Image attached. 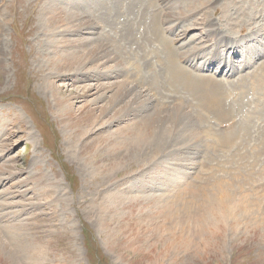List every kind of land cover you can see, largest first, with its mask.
Wrapping results in <instances>:
<instances>
[{
	"label": "rangeland",
	"instance_id": "obj_1",
	"mask_svg": "<svg viewBox=\"0 0 264 264\" xmlns=\"http://www.w3.org/2000/svg\"><path fill=\"white\" fill-rule=\"evenodd\" d=\"M160 1L165 3L167 8L169 7L170 13H173L171 19L174 20L164 23H168L166 27L170 26L174 29V34L168 33L167 35L173 39L179 37L181 41L185 40L188 44L179 43L178 46L182 50L185 46H188V49L194 47L201 49L204 46L206 49L203 50V54L210 57V53L217 47L218 42L224 40L227 42L217 60L220 63H214L211 68L210 66L207 68L210 64L206 63L205 69L195 71V75L187 79L188 83L194 82V84L175 88L172 86L173 82L168 71L172 72L173 61L168 62L170 49L164 38L165 35L161 36L159 22L157 21L155 25L156 20H153L155 17L150 19L146 16L147 20L145 17L141 19V14L138 13L139 6L144 7L147 4H150L149 10L143 11L144 14L151 13V11L152 14L156 13L158 9L160 10L158 0L157 2L156 0H125V2L124 0L122 2L121 0H0V234L12 248L20 245L18 249L22 252L26 251V247L28 249L32 245L35 246V250L39 253L40 264H264V156L261 158L241 157L235 155V148L219 146L214 151L211 146L205 144L206 140L213 142L215 136L233 128V130L243 131L242 133L240 130L237 136L244 135V130L250 131H247L252 135L251 139L249 138L251 141L249 146L262 145L259 142H262L261 139L264 137V96L262 94L253 97L249 91V94L246 93L247 95L243 94L239 97L236 90L242 88L243 84L240 82L243 76L248 75L264 62V47L261 44L264 42V35L260 32L261 29L264 30V0ZM61 6L65 9L64 13L58 8ZM122 11L126 13L128 11V13L125 14ZM163 12L161 16L165 18ZM180 14L183 17L177 22L176 18H179ZM86 18H89V23L93 21L96 29L81 28L80 31H75L80 23L86 26ZM164 18L162 17L163 20ZM145 21L149 24L146 25ZM210 22L214 24L215 30L208 32L210 26L207 24ZM125 23L129 24L128 30H125ZM147 31L149 33L145 34ZM162 31L166 32L163 29ZM132 32L138 34V37ZM100 33H102L100 37L102 42L107 41V44H103L109 50L107 51L108 57L111 58L114 55L115 49L120 54L122 53V56H125L124 52L130 51L129 58L132 59L134 55L142 58L139 65L142 69L143 81L135 85L136 92H144L150 88V93L157 94L156 103L153 107H148L144 115L155 113L162 103L167 106V110H170L168 107L182 102L183 107L188 110L186 113L189 115L174 117V124L181 125L183 128L184 139L182 141L173 140L169 144V159L166 162L169 163V167L177 169L176 172H181L180 174L184 176L179 178L182 184L189 178L190 182L187 184L189 187L200 188V192L211 191L213 193L222 180L234 183L235 176L238 175L240 178L239 175H241L238 182L243 183L242 181L249 175L248 171H252L250 172L253 173L251 177H254L255 181H252L249 186L246 184L243 189H247L245 191L247 195L255 199L256 206H253L254 209L249 212V216L246 214L247 216L243 218L244 222H247L246 225L251 224L252 231L240 235L241 239L245 240L243 246L232 248L229 240L220 242L223 236L219 235L217 239L219 244L211 240L207 241L208 244L215 245L214 249H212L213 246L209 248V254L202 252L200 254L198 251L188 254L181 251L177 252L179 253L177 256L167 257L162 254L167 249L166 242H162L155 234H150L152 231L145 232L142 228L141 230L133 222L134 217L140 216V213L136 211V205L134 203L130 205L128 201L136 194L138 185L146 184L143 187L151 189L157 184L165 186L170 180L168 181L162 170V165L152 170L147 164L143 169L137 164H129L125 172L121 170L113 176H107L102 172L106 162L109 161L107 159L102 161L103 153L107 157L106 149L109 148L106 139L122 141L123 137L121 138L120 134L115 132L121 126L133 122L125 120V123H122L123 120L117 119V122L109 124L107 117L102 115L103 107L107 102L102 100V96H98L97 93H102L103 88L108 84L115 86L124 80L123 76H118L116 78L119 79L115 80V74H112L114 72L104 68V66H111L112 61H102L99 58L96 62L98 64L96 71L102 77L95 76L96 72L92 71V64H83L81 68H77L73 63V55L77 54L75 60H80L89 51V46L85 42L81 43L82 39H94L92 37H98ZM216 33L218 34L217 40L215 39ZM103 34L105 35L104 41ZM214 39L215 43H213ZM99 41L102 43L101 40ZM114 41L118 42L119 50L110 46ZM236 41L240 42L237 47L240 50L238 56L233 54L234 50L231 46ZM151 42L152 51L157 48L155 53L150 51ZM259 47L263 49L261 53ZM131 48H136L137 51L132 49L133 52H131ZM143 48H146V52L142 50ZM245 48L248 54L244 52ZM99 49L101 51V47ZM172 49L173 60L180 62L174 56L175 49ZM147 52H150L151 56L146 59L145 55H142L148 54ZM231 59L235 61L234 68ZM201 61L199 60L198 64ZM68 63H70L69 68ZM189 63L192 64V62ZM189 63H184V66L190 69L189 73H192ZM225 63L230 64L231 67L225 66ZM220 70L222 72L219 74ZM106 71L107 74H105ZM104 74L114 77L106 78ZM223 82L226 83L224 87H222ZM154 87L157 88L154 90ZM199 91L213 92L218 98L226 97L228 102L226 108L229 107L234 119L227 122L221 121L220 118V122L212 115L206 114L205 108L200 105L197 95ZM132 96H124L122 105ZM57 97L62 98L64 103L68 102L70 108L73 107L74 114L70 116L71 121L76 120L82 109L94 110L95 115L92 121L77 127L78 138L71 136L76 130L69 129L68 116L63 113L62 106L61 110L59 109ZM123 109L126 107L124 106ZM251 110L254 113L249 117L247 112ZM208 130L211 135L204 137V141L197 140L192 135L197 132V134L202 132L206 134ZM201 136L203 138V135ZM254 137L257 143L253 140ZM135 140L134 138L133 142ZM184 141L186 143L183 149ZM82 143L86 144L83 145L90 148L92 153L89 151L90 154L81 155ZM259 150L264 151V146ZM156 152H161V149L157 147ZM84 158L96 161L101 169L97 168L94 172L93 167L90 169V165ZM183 170L188 172L187 177ZM151 177L154 180H151ZM144 181L148 183H142ZM192 182L197 187L191 185ZM238 190L241 191L240 187L237 188V192ZM112 196L119 197V199L124 196L126 201L121 204L116 200V207ZM101 203L104 207L109 206L116 212L106 213L102 210ZM245 210L247 212V209ZM146 225L148 226L147 223L144 226ZM245 235L250 238L247 239ZM224 237L226 239L229 236ZM199 241L204 242L202 239ZM18 251L12 250V254L16 255L12 257L16 260L25 255V253L19 254Z\"/></svg>",
	"mask_w": 264,
	"mask_h": 264
},
{
	"label": "bare ground",
	"instance_id": "obj_2",
	"mask_svg": "<svg viewBox=\"0 0 264 264\" xmlns=\"http://www.w3.org/2000/svg\"><path fill=\"white\" fill-rule=\"evenodd\" d=\"M121 2H122V0H121ZM124 2H125V0H124ZM126 3H128V2H126ZM130 4H132V3H130ZM149 6H150V4H147V6H144V7L139 6L140 8H138L139 9L138 13L141 14V19L145 17V19L147 20L148 18L153 19L155 17L153 20H156V22H154L155 25H156L157 21L158 22L160 21V14H162V12L164 11L163 12V14H165V18L163 20L164 22H168V21L174 20V19H171V15L173 13L169 12V10H168L169 7L167 8L166 4H165V6H161L162 9L160 7V10L158 9V11L156 13H154V14H152V11H151V13L146 12L144 14L143 11L149 10L148 9ZM75 7H77V6L75 5ZM58 8L64 13L65 9L63 8V6L58 7ZM134 8H136V7H134ZM73 11H74V9H73ZM74 13H75V11H74ZM116 13H118V12H116ZM122 13L127 14L128 11H127V13H126V11H122ZM182 14H184V13H182ZM182 14L179 15V18L178 17L176 18L177 22H179L181 17H183ZM85 16H84V18H85ZM146 16H148V18H146ZM65 17H66V15H65ZM68 18H66V19H68ZM84 18H82V19H84ZM58 19H61V18H58ZM72 19H73V17H72ZM83 21H85V20H83ZM135 21L137 22V20H135ZM66 22L68 24H71L70 21L68 22L66 20ZM89 22H90L89 18L88 19L86 18V26H83L80 23L79 27H76V29L74 28L75 31H80L81 28H85L86 30H90L91 28L92 29H96V26L94 25L93 21H92V23H89ZM122 22H123V20H122ZM88 23H89V25H88ZM145 24L147 25L149 23L147 21H145ZM124 25L126 26L125 30H128L129 29V24L125 23ZM207 25L210 26L209 31L207 30L208 32H211V31L215 30L214 24L212 22L208 23ZM162 29L165 30L166 32L163 33ZM171 30L174 31V29L172 27H170V26L169 27H166V26L165 27H163V26L159 27V31H161L160 33L162 34L161 36L165 35L164 38H165V40H166V42H167V44L169 46V49H170V54L168 56L170 58H169L168 62L173 61L172 72L171 71H168V72L170 74V79L173 82L171 84H172V86H174V88L177 87V86H179V87L180 86H184L185 87V86H188L190 84H194V82L188 83L187 79L190 76L195 75V73H196L195 71L196 70L192 71V73H189L190 71L185 68L186 66L183 67L180 64L181 59L183 58L185 60V62H188V63L191 60H197L199 58V53L201 52L203 54L205 49H206V47L203 46V47H201V49H199L200 47L199 48L198 47H194V48H191V49H187L186 52H182V53H180V50L178 49V52H177V50L174 47L175 40L172 37H170L169 35H167ZM260 32H261L262 35H264V30L263 29H261ZM93 33H94V30H93ZM125 33H127V32H125ZM148 33L149 32L147 31V33H145V34H148ZM77 34H78V32H77ZM101 34L102 33H100V35H98V37H94L93 36L92 38H94V39H91V38H89L88 40H87V38H86V40L82 39L83 41L81 43L83 44L85 42V44L89 46V51L80 60H75V57H76L77 54L73 55L72 56V60H74L73 63L75 64V66L77 68H81V66L83 64H92L91 65L92 69H93L92 71H94V73L96 72L95 76L99 77L101 75H99V73L96 71V68L98 67V64H96V62L99 61V58L102 61H104V60L109 61V62L112 61L114 63V64L112 63L113 65L111 64V66L110 65L109 66H104V68H108V70H112L114 72L112 74H115L114 75L115 78L118 77V76H123L124 80L120 81L115 86H109V84H108V86H105L103 88L104 91L102 93L101 92L97 93L98 96H102V100H105L107 102L105 104V106L103 107L102 115H103V117H107L109 124L117 122L118 121L117 119H120V121L123 120L122 123H125V120H129V121L133 122L132 124L121 126L119 128V130H117V132H115L116 134H120L121 138L123 137L122 141H116V139L113 141L111 138H107L106 139V141L109 143V148L106 149L107 157L103 153L102 161H104L106 159H107V161L108 160L109 161L106 162L107 164L105 165V167L103 166L104 168L102 169V172L106 173L107 176H113V174L114 173H118V171L123 170L125 172L126 168L129 167V164L130 165L137 164V166H139V168H142V169L145 168V165L147 164L148 167H150V169L152 168V170L156 169L157 166L162 165V170L166 174V177H167L168 181L170 180V182L167 185H165V186H160L159 184H157L154 187H152L151 189L150 188L147 189V188L143 187V185H146V184H141L139 182L140 184L138 185V188L136 189V194L134 195L133 198H131L130 201H128V203L130 205L134 203V205H136L135 206L136 211L138 210L139 213H140V216L134 217V219H133L134 221L133 222H135L136 226L138 225L140 227V229L141 228L144 229L145 232L152 231V233H150V234H155L159 239L162 240V242L163 241L166 242L167 249H166L165 253H162V254H165L167 257L177 256V254H179L177 252H181V251H184V252H186L188 254L190 252L194 253V251H198L199 253L202 252L204 254H209V252H208V250H210L209 248H211V246H213L212 249H214L215 245L208 244L207 241L211 240L213 243L217 244L218 243L217 239H218V237H220L219 235L223 236L222 239L219 240V241L221 242V241L229 240L230 241L229 242L230 246L232 248H237V246H239V247L243 246L244 243H245V240L241 239L240 235L245 234V232H247V233L252 232L251 231V226H250L251 224L250 225H246L247 222L245 223L243 218H244V216H247V215L249 216L250 215L249 212H252L254 207L256 206L255 205L256 203L254 204V200L255 199H253L251 196H249V194L247 195V193L245 192L247 189L246 190L243 189L246 184L249 186V184H251L252 181L253 182L255 181L254 177H251V175L253 173H250V172H252V171H248L249 175L247 176V178L245 177L246 179L244 178L245 180H243V181L240 180L243 183H239L238 182L239 181L238 179L241 178V175H239L240 178L238 177V175H237L238 178L235 176L234 183H231L232 181L229 182L228 180L224 181V180L221 179L222 181L218 184L219 186H217V189L213 193L211 191L200 192V188L196 189V188H193V187H189V185H187L190 182L189 178L184 184H182V182L179 179L180 176H182L180 174L181 172L177 171L178 172L177 173L176 172L177 169L175 170V169L169 167V163H166V162L169 159V152H168V148L170 147L169 144L173 140L182 141L184 139V136L182 134L183 128H182L181 125L174 124V121H175L174 117H181L182 115L184 116L185 114H188V113H186L188 110L185 107H183L184 105L182 104V102H180V103L178 102V105L175 104L172 107H168V108H170V110L169 109L167 110V106H165V104L162 103V105L158 104L159 107H158V109H156L155 113L144 115L145 112L150 107H153L154 103H156L155 97H156L157 94L156 95L152 94L154 92L150 93V91H149L150 88H149V90L147 88L146 91H144V92L143 91L142 92H136L137 91L136 90L137 89L136 88V86H137L136 84H139L140 82L143 81L142 69H141V66L139 65V61L142 60V58L141 57L138 58V55H134V57L131 59V58L128 57V54H131L130 51L126 50L127 52H124L125 54H123L125 56H122L121 55L122 53L120 54L119 51H116L115 49L113 51L115 56L112 55L111 58L108 57L107 51H109V50H107L106 46L103 44V43H106L107 41L105 40L106 42H102V39H100ZM133 34H136V33H133ZM142 34H143V32H142ZM89 35L91 36L92 34H89ZM136 36L138 37V34H136ZM125 38H127V37H125ZM128 38H129V36H128ZM146 38H147V36H146ZM104 39H105V35L103 34V41H104ZM149 39H151V38H149ZM215 39L216 40L218 39V34L217 33L215 34ZM99 40H101L102 43H100ZM134 40H131V41H134ZM162 40H164V39H162ZM165 40H164V43H166ZM216 40L213 43H215ZM149 41H151V40H149ZM147 42H148V40H147ZM117 43H118L117 41H114L113 45H110V46H114V48L118 49ZM149 44L150 43H148V45ZM239 44H240V42L236 41V42H234L231 45V46H233L232 49L234 50L233 54H235V56L236 55L238 56V53L240 52L239 48H237ZM261 44H263L262 46L264 47V42H262ZM151 45H152V42L150 44V48H151L150 51L153 50V46H151ZM226 45H227L226 40L218 42L217 47H215L213 49V51L210 53V57H208L210 59V61L208 60V63L209 62H213L214 60H218L220 58L219 56H220V54L222 52V48L224 46H226ZM145 46H147V45H145ZM98 47L99 48L101 47V51H100V49ZM155 48H156V46H155ZM172 48L175 49V52H174L175 58H178L180 62H175L173 60V49ZM132 49L133 48H131L130 50H132ZM263 49H261V47H259L260 53L262 52ZM133 50L135 52L137 51L136 48L133 49ZM133 50L131 52H133ZM142 50L144 52H146V48L145 49L143 48ZM156 51H157V48H156L155 51H152V53H155ZM120 52H122V51L120 50ZM244 52H246V54H248L247 49ZM147 53L148 54H146V53L145 54L141 53V54H143L142 56L145 55V58L147 59V58H149L151 56L150 52H147ZM132 55H133V53H132ZM233 59H231V61H232V64H233L232 67L234 68V62L235 61ZM150 60H151V58H150ZM125 61H127L128 63L127 62L124 63ZM151 62H149V63H151ZM69 64L70 63H68V68L70 67ZM224 65L228 66V67H231V65L228 64V63H225ZM204 66H206V64H204V62H203V67H202L203 69H205ZM209 66H207V68H209ZM166 68L168 70H170L168 67H166ZM233 68H232V72L234 73V69ZM203 69H200L199 71H201ZM229 72H231V71H229ZM107 73L108 72L106 71L105 74H107ZM105 74H104V76H105ZM114 76L113 75H109V76H105V77L106 78H112ZM89 77H93V75H89ZM131 78H133V79H131ZM241 78L242 77H240V79ZM118 79L119 78H116L115 80H118ZM241 80L242 81L240 83L243 84V85H241L242 88L239 87L241 89L238 90V91L236 90V88H233L234 90H236V94L240 95L239 97H241L243 94H245V95L249 94V91L251 92V94H253V97H255L256 95L257 96H259V95L261 96L262 94L264 96V62L261 63L260 65H258L256 68H254V70L249 72L248 75L245 74ZM225 84L226 83H224L222 87H224ZM236 84H238V83H236ZM184 87H182V88H184ZM156 88L157 87H154V90ZM51 89H53V88L51 87ZM98 90H100V89H98ZM157 92H158V90H157ZM100 93H101V95H100ZM53 94L57 95V93H54V92H53ZM132 94H133V96H132ZM85 95H83V96H85ZM126 95H130V96H132V98L130 100H128L126 103H124V105H122L123 104L122 101L124 100L123 97L126 96ZM197 95H198L201 107L205 108L206 114H208L209 116L212 115L213 118L217 119V121H220V118H221V121L225 120L227 122L228 121H232L234 119L233 116H232V112L229 109V107L226 108L227 107V103H228L226 97L221 96L222 98H218V97H216V94L213 93V92L204 93V92H200V91H199V94L197 93ZM57 98H58L57 99V101H58L57 104H58L59 109L62 106L63 107L62 108L63 113L68 116V120L69 121H67V122H69V124H68L69 125V129L73 128V129L76 130L75 133L72 134L71 136H75V137L78 138L79 134H76V133H78L77 132V127L82 126L83 123H87V124L90 123L92 121V119L94 118V115H95L94 110L93 109H89V108L88 109H82L81 112L79 113V115H77L76 120L75 121H71L70 120V116L74 114L72 112V108L73 107L70 108L69 105H68V102L64 103L62 98H59V97H57ZM223 105H225V106L223 107ZM78 106H79V104H78ZM124 106L126 107V109H123ZM84 108H85V105H84ZM189 108H190V105H189ZM162 109H164V110H162ZM159 110H160V114H159ZM219 111H220V115H218ZM203 112H204V110H203ZM253 113H254L253 110L247 112L249 117H251V115ZM114 116H116L117 118H113ZM194 116H196V115H194ZM125 117H128V118H125ZM184 118L186 119V117H184ZM247 119L249 120V118H247ZM111 120H112V122H111ZM244 120H245V118H244ZM246 123H248V121ZM242 124L243 123H241V125ZM241 125H239V128H241L240 127ZM243 125H245V124H243ZM176 126H178V127H176ZM247 126L248 125H246V128H248ZM183 127L185 128V126H183ZM192 127H189V128H192ZM242 129L244 130L245 128H242ZM195 130H197V129H195ZM204 130H206V129H204ZM240 130L237 131L236 129L233 130V128H231V129H229V130H227L225 132H222L219 136H217V137L215 136V139H214L213 142H209L208 141L209 139L206 140L205 144L208 145V146H211V148L214 151L217 150L219 148V146L220 147L222 146V148H224V147H229L230 149L235 148L234 149L235 150V155L241 156V157L244 156V157L251 158V157L255 156V157H260L261 158L262 156H264V151H260L259 150L261 147L264 146V137L261 139L262 142H259V143H262V145L261 144H255L254 146L250 145L251 146L250 147L249 146V142H251V141H249V138L252 136L251 134L248 133L250 131L247 130L248 131L247 132V131L244 130V132H245L244 135L243 134L241 135V133H240L241 136H237L236 134H238L240 132ZM262 130H263V128H262ZM258 131H259V129H258ZM197 133H192L193 137L195 139H197V140H203V141H204V137L205 138L207 136L210 137V135H211L209 133V130H208V132L206 131V134H205V132H202L200 134H197ZM242 133H243V131H242ZM254 133H252V134H254ZM186 134H187V132H186ZM201 135H203V138H202ZM255 137L253 139L254 141H255ZM134 138L136 139L135 142H133ZM259 139H260V136H259ZM242 141L243 142L246 141V142L243 143ZM206 142H208V143H206ZM185 143L186 142L184 141L183 144H182L183 149H184ZM255 143H257V141H255ZM83 144L84 143H82L81 147H80L81 155H84L85 153H89L90 154L91 149L86 147V146H84L86 144H84V145ZM225 144H227V145H225ZM223 145H225V146H223ZM190 146H192V145H190ZM110 147H111V149H110ZM157 147H159L161 149V152H156ZM127 150L129 152H126ZM183 153H184V150H183ZM154 155H158V156H154ZM89 159L90 158H88V159L86 158L85 161L88 163V165H90V169H91V167H93L92 170L94 172H95V170L97 168L101 169V166H97L98 164H97L96 161L94 162L92 159H90V160H92V161H90ZM171 160H173V159H171ZM179 160H180V158H179ZM194 161H195V159H194ZM197 162H198V160H197ZM189 167H191V166H189ZM183 171L182 172L187 177L188 172L186 173V170H183ZM211 175H212V173H211ZM182 177H184V176H182ZM213 177H214V175H213ZM150 179L154 180L153 177H151ZM203 179H204V177H203ZM256 179H258V178H256ZM208 181L209 180L207 179V182ZM142 183H148V181H144ZM193 183L194 182H192L191 185H194ZM204 185H206V184H204ZM194 186L197 187V185H194ZM239 187H240L241 191L238 190L239 192H237V188H239ZM148 190H150V191H148ZM211 190H213V189H211ZM108 195H110V194H108ZM112 197L115 200L114 201L115 204L117 203L116 200L119 201L121 204L126 201L124 196H123V198L120 197L122 199H119V197H114V196H112ZM126 198H128V197H126ZM120 203H119V206H120ZM100 206H101L102 210L105 211L106 213H109V212L114 213V212H116V210L112 209L108 205H107L108 207H106V206L104 207L102 205V203H101ZM116 207H117V204H116ZM245 209H247V212H246ZM106 218H107V216H106ZM247 221H249V220H247ZM124 223H126V222H124ZM146 223L148 224V226L147 225L144 226ZM127 225H129V224H127ZM150 228H151V230H149ZM140 233H143V232H140ZM227 235L229 237H226V239H225L224 236H227ZM18 236H21V235H18ZM244 237H246L247 239L250 238V236H248V235H245ZM144 238H146V237H144ZM158 238H157V240H158ZM199 239L200 240L201 239L204 240V242L203 243L200 242V241L198 242ZM5 240H4V237H2L1 234H0V263H2V264H40V262H39L40 259H39V255H38L39 253H38V250H35V248H36L35 246L32 245L28 249L26 247L25 248L26 251L22 252V251H20L18 249L20 247V245H19V247L17 246L15 248L14 247L12 248L11 245L8 244L7 240H6L7 243L5 242ZM10 240H12V238ZM157 240H156V242H157ZM12 250L15 251V252H17L19 250L18 251L19 254L22 255L23 253H25V255L24 256L22 255V257L18 258L19 260H16V259L13 258L16 255L12 254ZM15 252H14V254H15ZM43 254H44V252H43Z\"/></svg>",
	"mask_w": 264,
	"mask_h": 264
}]
</instances>
